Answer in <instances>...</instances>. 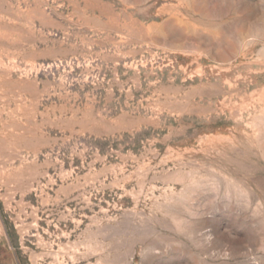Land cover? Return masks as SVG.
I'll return each instance as SVG.
<instances>
[{
  "label": "rangeland",
  "instance_id": "obj_1",
  "mask_svg": "<svg viewBox=\"0 0 264 264\" xmlns=\"http://www.w3.org/2000/svg\"><path fill=\"white\" fill-rule=\"evenodd\" d=\"M0 264H264V0H0Z\"/></svg>",
  "mask_w": 264,
  "mask_h": 264
},
{
  "label": "bare ground",
  "instance_id": "obj_2",
  "mask_svg": "<svg viewBox=\"0 0 264 264\" xmlns=\"http://www.w3.org/2000/svg\"><path fill=\"white\" fill-rule=\"evenodd\" d=\"M5 26H6V25H5ZM5 26H4V28H5ZM7 26H8V25H7ZM7 26H6V27H7ZM1 27H3V26H1ZM5 46H6V45H5ZM8 47H9V46H8Z\"/></svg>",
  "mask_w": 264,
  "mask_h": 264
}]
</instances>
